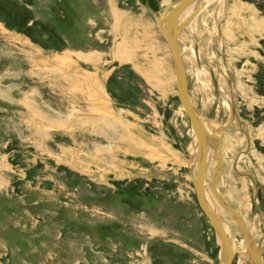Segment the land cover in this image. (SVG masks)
<instances>
[{"label": "rangeland", "instance_id": "374dc122", "mask_svg": "<svg viewBox=\"0 0 264 264\" xmlns=\"http://www.w3.org/2000/svg\"><path fill=\"white\" fill-rule=\"evenodd\" d=\"M178 1L0 0V264L221 263L190 179L197 144L178 99L172 52L154 24ZM222 3H230L224 28L232 31L220 52L236 72L245 127L221 132L218 189L263 241L255 187L232 162L246 148V128L252 150L239 169L255 178L264 212V0H214L192 26L211 47L203 54L199 46L201 63L231 96L232 75L216 48L221 12L208 19ZM126 11L151 17L144 40L123 32ZM191 35L178 38L189 94L207 127L220 128L230 107L197 65ZM212 168L206 194L234 239L232 264H250L233 219L213 197Z\"/></svg>", "mask_w": 264, "mask_h": 264}, {"label": "bare ground", "instance_id": "6f19581e", "mask_svg": "<svg viewBox=\"0 0 264 264\" xmlns=\"http://www.w3.org/2000/svg\"><path fill=\"white\" fill-rule=\"evenodd\" d=\"M181 1H183V0H180V1H178L173 7H172V10L181 2ZM209 1L210 0H201V1H199V2H196L195 4H192L191 6H189L184 12H183V14L181 15V17H180V19H179V24L181 23V22H183V21H185L187 18H189L190 16H192L193 14H196L195 15V17L191 20V22H190V24L186 27V29H182L181 30V32L179 33V35L181 34V33H183V31H187L190 35L191 34H193V35H191L190 36V38H192V40H194V47H193V51H194V55H195V59H196V61H197V65L198 66H200L201 68H203V69H205V70H207L208 72H209V70H212V72H214L213 71V68L211 67V66H208L207 64H204V63H201V60H200V58H199V56H200V52H199V48H198V46H199V40L197 39V35H196V37H195V34L192 32V25L194 24V23H196L197 22V20H198V17L200 16V14L202 13V11L204 10V8H205V5L206 6H208L209 5ZM224 6V5H223ZM171 10V11H172ZM171 11H169L168 13H163L162 15H160L159 17H156V19H155V21H156V23H157V26H158V28H159V30H160V32L162 33V31H161V27L159 26V24H158V22H157V19H162V18H164L166 15H168V14H170V12ZM226 18H227V15H226V10L224 9V13H223V20L220 22H218L217 23V34H216V46H217V52H218V54L221 56V58L223 59V62H224V64H225V66L229 69V71H230V73H231V77H232V79H233V81H232V95L231 96H229V95H227L225 92L223 93V90H222V88H221V86H220V84H219V80H217L218 78L217 77H215L216 78V80H217V82H218V85H219V92H217V90H216V94L219 96V97H221V98H224V99H226L227 101H228V104H229V107H230V113H231V116H230V118H229V121L225 124V125H223V126H221L220 128H217V126H215V127H213L212 128V130H210V128L209 127H207V123H209L208 121H205L199 114H198V112H197V110H196V112H197V114H198V116H199V118H200V120H201V122L203 123V125H204V127H205V129L210 133V134H212V135H214L215 137H217V139H208L207 140V152H208V154H207V166H206V172H205V176H206V174H207V172H208V170H209V168L211 167V165L213 164V171H212V175H211V181L209 182V184H210V187H211V189H212V193H213V197H214V199L217 201V203L225 210V212H227L228 214H229V216L233 219V222H234V224H235V226H236V228H237V230H238V232L240 233V235H241V237H242V239H243V243H244V247H245V249H244V255L248 258V260L250 261V264H258L257 263V261H256V258H255V256H257V257H261V259H262V252H263V250H264V239H263V241L261 240V238L257 241L256 239H255V237L252 235V233L250 232V230L247 228V226L245 225V227L247 228V230H248V232H249V239L248 240H246V238L244 237V233H243V231H242V228H241V226L239 225V223H238V221L234 218V216L231 214V212L230 211H228L226 208H224V206H222L220 203H219V201L217 200V198H216V196L214 195V192H213V186H212V180H213V178L215 177L216 179H217V192L219 193V195L221 196V198L231 207V205L228 203V201L225 199V197L220 193V191H219V186H218V184H219V179L221 178V176H222V174H223V172H224V166H225V159H224V157H223V155H221L222 157V164H223V170H222V172H216V169H217V167H218V165L220 164L219 162L221 161L220 159V155H219V152H221V148H222V146H221V138H222V136H223V134L225 133H221L222 131H224V130H227V129H229L230 127H232L234 124H237L238 126H239V128L241 127V128H243V127H245V126H243V123H242V120H241V118H240V116H239V110H238V108H237V103H236V96H237V92H236V84H235V81H236V78H235V70H233V68H232V66H231V64L226 60V58H225V56L222 54V52H220L221 51V47H222V44H221V36H222V26H223V23L225 22V20H226ZM220 20V19H219ZM244 26V25H243ZM164 28H166V25H164L163 26ZM244 28V27H243ZM246 31V30H245ZM244 31V32H245ZM244 32H242V31H240V32H238V35L239 34H241L248 42H250L252 39H251V37H249V36H246L245 35V33ZM162 35H163V33H162ZM165 38V37H164ZM166 39V38H165ZM167 41V40H166ZM168 43V42H167ZM179 43V42H178ZM169 45V44H168ZM180 46V45H179ZM170 48V47H169ZM181 54H182V51H181ZM197 54H198V58H199V60H198V58H197ZM183 61H184V59H183ZM185 65V64H184ZM173 66H174V64H173ZM185 69H186V67H185ZM174 71H175V77H176V87H177V83H178V76H177V72H176V69H175V66H174ZM187 72V71H186ZM209 74H210V72H209ZM215 75V74H214ZM211 76V75H210ZM216 76V75H215ZM211 81H212V77H211ZM212 83H213V81H212ZM214 86V85H213ZM178 95V94H177ZM191 97V96H190ZM191 101H192V104H193V106H194V108H195V105H194V103H193V100L191 99ZM235 105V108H236V115H234L233 113H232V105ZM182 109H183V107H182ZM242 124H241V123ZM239 123L241 124V125H239ZM216 129V130H215ZM246 129V128H245ZM245 129H244V136H245V140H246V148H244L245 150L242 152V153H239L238 155H236V158L234 159V161L232 162V168H233V170L236 172H239L240 174H241V176H243V177H247L250 181H251V183H252V185L254 186V182L256 183V180H255V178L251 175V174H248V173H245V172H243V171H241V170H239V167H238V165H239V161H241L240 159L243 157V156H247L248 154H251L250 152H251V150H252V141H251V136H250V134H249V132H247V130L245 131ZM193 131V130H192ZM193 133V136H194V140L196 141V144H198V140H197V137L195 136V133H194V131L192 132ZM197 146V145H196ZM247 150H248V152H247ZM190 151V150H189ZM194 154V155H193ZM221 154H222V152H221ZM194 156V158H192V160H191V162H190V164L192 165L191 166V173H192V177H194V178H197V159H198V148H196L194 151H193V153L190 155V157H193ZM240 157V159L238 160V162L237 163H235L236 162V160H237V158H239ZM236 172V173H237ZM190 177H191V174H190ZM190 178V179H193V178ZM249 177H252V180L249 178ZM253 180H254V182H253ZM193 182V181H192ZM256 186H257V183H256ZM259 192V191H258ZM207 191H206V185H205V177H204V194H205V198H206V200H207V203H208V205H209V208H210V210H211V212L213 213V215L217 218V220L223 225V227H224V229H225V231H226V233H227V235H228V237H229V239H230V242H231V245H232V248H233V251H234V253L235 252H237V248H236V246H235V243H234V239H233V237L232 236H230L229 235V233H228V230H227V227H226V224H225V220L222 218V213L221 212H219L218 210H217V208H215L214 207V205H213V201L211 202V200L209 199V197H207ZM254 198H255V196H254ZM258 201V200H257ZM258 203V202H257ZM259 205V204H258ZM232 208V207H231ZM255 208V207H254ZM260 208V207H259ZM233 209V208H232ZM234 210V209H233ZM261 210V209H260ZM235 211V210H234ZM256 212V211H255ZM263 212V211H262ZM238 213V212H237ZM239 214V213H238ZM240 215V214H239ZM263 216H264V212H263ZM242 217V216H241ZM258 217H259V220L261 221V223L264 225V221H263V218H262V216H260L259 214H258ZM243 219V218H242ZM209 221V220H208ZM243 221V220H242ZM264 230V229H263ZM214 231V230H213ZM214 233H215V231H214ZM216 235V240H217V242H218V247H219V249H220V253H222V250H223V244H222V241H221V239H220V237L217 235V234H215ZM262 237V236H261ZM262 242V243H261Z\"/></svg>", "mask_w": 264, "mask_h": 264}, {"label": "water", "instance_id": "95a60500", "mask_svg": "<svg viewBox=\"0 0 264 264\" xmlns=\"http://www.w3.org/2000/svg\"><path fill=\"white\" fill-rule=\"evenodd\" d=\"M201 0H183L181 1L171 12L170 14L166 15L162 19H157V22L159 26L161 27V31L163 33V36L166 38L169 47L172 52L173 56V62L174 66L177 72L178 76V83H177V94H178V99L183 107V110L185 114L187 115L192 130L195 133V136L197 137L198 144V159H197V178H193V185L196 190V197H197V202L198 205L203 212V214L207 217V219L210 222V225L212 226L213 230L215 231V234H217L223 244V250L221 253V263L220 264H232L235 253L233 251L230 239L223 227V225L217 220V218L213 215L211 212L209 205L207 203V200L205 198L204 194V177H205V172H206V166H207V140L210 139H217L214 135L210 134L204 127L203 123L201 122L193 104L191 101V97L189 94V85H188V78H187V72L185 69L183 57L181 54V49L178 43V36L179 33L181 32L182 29H186V27L190 24L191 20L195 17L196 14H193L189 18H187L185 21L181 22L179 24V19L183 12L192 4H195L196 2H199ZM166 25V28L163 26ZM198 58V54H197ZM199 60V58H198ZM210 75L212 77L213 85L217 92H219V85L218 82L215 78L214 72L212 70H209ZM232 113L236 115V108L235 105H232ZM248 152V150H247ZM220 158L222 157L221 152H219ZM240 159L237 158L236 162ZM221 161L219 162L220 164L218 165L216 172H222L223 170V164H222V158L220 159ZM192 172V171H191ZM237 172V171H236ZM238 175H241L239 172H237ZM252 180V177H249ZM254 182V180H253ZM212 186H213V192L214 195L216 196L217 200L219 203L224 206L228 211L231 212V214L234 216V218L238 221L239 225L242 228V231L244 233V237L246 240L249 239V232L247 228L245 227V224L243 223L241 216L234 211L219 195L217 192V179L214 177L212 180ZM254 187H255V198H254V207L256 212L262 216L263 221H264V216L262 211L259 209L258 204H257V196H258V188L256 186V183L254 182ZM262 243V242H261ZM256 261L258 264H263V260L261 257L255 256Z\"/></svg>", "mask_w": 264, "mask_h": 264}, {"label": "crops", "instance_id": "0c3cea01", "mask_svg": "<svg viewBox=\"0 0 264 264\" xmlns=\"http://www.w3.org/2000/svg\"><path fill=\"white\" fill-rule=\"evenodd\" d=\"M214 0H210L209 1V5H210V3L211 2H213ZM209 5H208V7H209ZM227 8H225V10H226V15H227V23L228 22H231V17H230V15H231V12H230V3L226 6ZM113 8V7H112ZM205 10H206V8H204ZM205 10H203L202 12L203 13H201L200 15L202 16L206 11ZM243 10V12H245V15L247 16L246 18H248V17H254V18H256V19H258L257 18V14H256V12L254 11V10H250V11H246L245 9H242L241 8V11ZM224 11V9H223V3L221 4V9H219V8H216L214 11H212V13H211V15L209 16L208 15V19H211L212 17L214 18V14L215 13H222ZM145 12V11H144ZM144 12H142V13H138V14H136L135 12L133 13V11H126V14H124V16L123 15H121L120 16V18H124V21L121 23L122 24V30H123V32L125 33L126 32V30L128 29V32H129V35H135V36H137V38H141L142 40H144L145 39V35H147L148 34V32H150V29L152 28V24H153V22H152V20H150V18L151 17H147V18H143L144 17ZM221 13H220V15H221ZM116 15L117 14H115V16L113 15V17H115L116 18V21H118L119 20V18H118V15H117V17H116ZM201 16L200 17H198L199 19L201 18ZM205 16H207V13H205ZM219 15H217V17H218ZM137 18H143L144 19V21L141 23L140 21H136L137 20ZM118 19V20H117ZM140 22V23H139ZM215 22H217V21H215ZM156 22L154 21V24H155ZM240 24H243V22L242 21H240L239 22ZM120 23H118V22H116L115 23V25L116 26H118ZM127 24L129 25V26H127ZM195 24V23H194ZM193 24V25H194ZM207 24H208V21L206 22L205 21V25L207 26ZM156 25V24H155ZM192 25V26H193ZM215 25H216V23H215ZM127 26V27H126ZM228 26H229V24H228ZM225 27H226V25H225ZM133 28V29H132ZM113 29L115 30V33H116V27H114L113 26ZM119 31H120V29L119 28H117ZM124 29H126L125 31H124ZM207 29H208V27H207ZM227 29H229L230 30V32L232 31V29L230 28V27H228ZM225 30H226V28H225ZM122 32V33H123ZM118 33V32H117ZM182 34V33H181ZM180 34V35H181ZM122 35V34H121ZM128 35V36H129ZM179 35V36H180ZM120 37V34H118L117 35V37ZM128 36H123V37H121L122 39H127V37ZM179 36H178V38H179ZM202 36V33H201V35H197V39L200 41L199 42V46H200V49H201V53L203 52V54L204 53H206V54H208V53H210V46L209 45H206L205 44V41L204 40H201V38L199 39V37H201ZM249 36V35H248ZM250 37V36H249ZM121 38H119L120 40H121ZM252 39V38H251ZM179 40V39H178ZM122 41V40H121ZM230 42H231V40H229ZM252 41V40H251ZM225 42H227V40L225 41ZM229 42V43H230ZM114 45H116V44H114ZM199 46H198V48H199ZM120 48H125V45L124 44H122V45H120ZM125 50V49H124ZM209 51V52H208ZM92 55V54H91ZM85 56V55H84ZM200 56H201V54H200ZM200 56H199V58H200ZM224 56L226 57V59H229V57L230 56H227L226 54H224ZM196 60V59H195ZM201 60V59H200ZM121 61H123V59L121 60ZM202 62V61H201ZM196 63H197V61H196ZM209 66V65H208ZM175 81H176V77H175ZM168 82H169V80H168ZM168 82H167V85H165V87H164V89H166V88H168L169 87V85H168ZM161 91H163V89L161 90ZM236 92H238V85H237V80H236ZM165 93V92H164ZM252 134H250V136H251ZM223 137V136H222ZM251 140H252V142H253V138H252V136H251ZM221 146H222V138H221Z\"/></svg>", "mask_w": 264, "mask_h": 264}, {"label": "flooded vegetation", "instance_id": "af4514ba", "mask_svg": "<svg viewBox=\"0 0 264 264\" xmlns=\"http://www.w3.org/2000/svg\"><path fill=\"white\" fill-rule=\"evenodd\" d=\"M205 10V9H204ZM203 13V12H202ZM223 13H224V11L221 13V17L219 18L220 19V22L223 20ZM201 16V15H200ZM199 16V17H200ZM199 19V18H198ZM227 24V18H226V20H225V22L223 23V26H222V36H221V44H223V34L225 33V25ZM218 26V25H217ZM217 26H216V34H217ZM227 29V28H226ZM216 48H217V46H216ZM222 48V47H221ZM226 58V57H225ZM227 60V59H226ZM228 61V60H227ZM229 62V61H228ZM208 65V64H207ZM236 73V72H235ZM215 77H217V76H215ZM210 78H211V76H210ZM235 78H236V75H235ZM218 80V79H217ZM246 141V140H245ZM238 167H239V165H238ZM239 170H241V169H239ZM212 171H213V168H212ZM253 176V175H252ZM258 219H259V217H258Z\"/></svg>", "mask_w": 264, "mask_h": 264}]
</instances>
